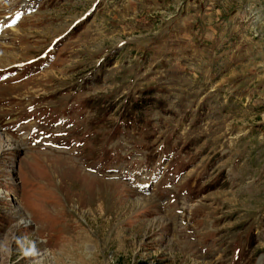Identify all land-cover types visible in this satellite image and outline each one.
Wrapping results in <instances>:
<instances>
[{
    "label": "rangeland",
    "instance_id": "obj_1",
    "mask_svg": "<svg viewBox=\"0 0 264 264\" xmlns=\"http://www.w3.org/2000/svg\"><path fill=\"white\" fill-rule=\"evenodd\" d=\"M0 137V264H264V0H0Z\"/></svg>",
    "mask_w": 264,
    "mask_h": 264
},
{
    "label": "bare ground",
    "instance_id": "obj_2",
    "mask_svg": "<svg viewBox=\"0 0 264 264\" xmlns=\"http://www.w3.org/2000/svg\"><path fill=\"white\" fill-rule=\"evenodd\" d=\"M3 136V135H2ZM2 139V140H1ZM4 142V143H3ZM14 143L12 141H10L8 138L5 139V137H0V147L1 149H8V148H13ZM20 146V145H17Z\"/></svg>",
    "mask_w": 264,
    "mask_h": 264
},
{
    "label": "clouds",
    "instance_id": "obj_3",
    "mask_svg": "<svg viewBox=\"0 0 264 264\" xmlns=\"http://www.w3.org/2000/svg\"><path fill=\"white\" fill-rule=\"evenodd\" d=\"M33 251H34V249L33 250H26L24 255H26V256L30 255V254H32Z\"/></svg>",
    "mask_w": 264,
    "mask_h": 264
}]
</instances>
